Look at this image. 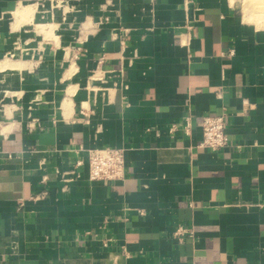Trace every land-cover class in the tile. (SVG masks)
Returning a JSON list of instances; mask_svg holds the SVG:
<instances>
[{"label":"crops","instance_id":"1","mask_svg":"<svg viewBox=\"0 0 264 264\" xmlns=\"http://www.w3.org/2000/svg\"><path fill=\"white\" fill-rule=\"evenodd\" d=\"M104 148L123 181L90 180ZM0 264H264V29L239 0H0Z\"/></svg>","mask_w":264,"mask_h":264},{"label":"built area","instance_id":"2","mask_svg":"<svg viewBox=\"0 0 264 264\" xmlns=\"http://www.w3.org/2000/svg\"><path fill=\"white\" fill-rule=\"evenodd\" d=\"M62 3V1H61ZM57 5H59L57 3ZM174 125L171 132L178 130ZM182 130L191 134V119H185ZM227 125L225 114L221 116L207 117L202 125L203 140L200 146L212 151H220L228 146L229 138L227 135ZM125 149L104 148L90 149L87 151L89 161V178L91 181L114 183L123 181L126 177ZM80 164V163H79ZM195 232L186 227H179L174 233L173 238L180 244L185 243L186 239L193 240Z\"/></svg>","mask_w":264,"mask_h":264},{"label":"rangeland","instance_id":"3","mask_svg":"<svg viewBox=\"0 0 264 264\" xmlns=\"http://www.w3.org/2000/svg\"><path fill=\"white\" fill-rule=\"evenodd\" d=\"M244 19L259 29H264V0H239Z\"/></svg>","mask_w":264,"mask_h":264},{"label":"bare ground","instance_id":"4","mask_svg":"<svg viewBox=\"0 0 264 264\" xmlns=\"http://www.w3.org/2000/svg\"><path fill=\"white\" fill-rule=\"evenodd\" d=\"M264 15V14H263Z\"/></svg>","mask_w":264,"mask_h":264}]
</instances>
